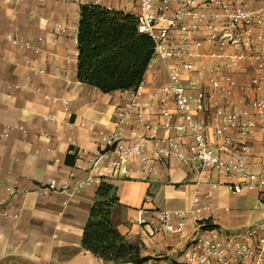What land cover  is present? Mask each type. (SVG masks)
Listing matches in <instances>:
<instances>
[{
  "label": "crops",
  "instance_id": "crops-1",
  "mask_svg": "<svg viewBox=\"0 0 264 264\" xmlns=\"http://www.w3.org/2000/svg\"><path fill=\"white\" fill-rule=\"evenodd\" d=\"M82 2L0 0V205L9 213H0V264H107L82 244L101 183L115 187L112 226L140 247L147 258L142 264H184L181 240L152 226L159 210L186 209L196 192L211 204L212 222L223 231L263 219L256 191L232 194L230 177L199 174L193 163L162 167L158 176L104 177L74 193L35 191L52 180L61 185L71 172L76 180L87 175L114 127L112 111L123 102L121 91L104 93L78 79ZM9 35L29 47L12 44ZM252 145L258 164L264 146L259 140Z\"/></svg>",
  "mask_w": 264,
  "mask_h": 264
},
{
  "label": "built area",
  "instance_id": "built-area-1",
  "mask_svg": "<svg viewBox=\"0 0 264 264\" xmlns=\"http://www.w3.org/2000/svg\"><path fill=\"white\" fill-rule=\"evenodd\" d=\"M102 1L81 5L132 16L153 42L152 57L137 87L121 91L114 127L87 175L76 180L71 172L61 185L52 180L35 191L74 193L104 177L158 176L162 167L193 163L199 174L230 177L232 194L256 191L264 207V158L255 162L252 145L264 146V0ZM0 213L9 215L1 205ZM212 215L196 192L186 209L159 210L152 228L181 240L184 264H264V218L223 231Z\"/></svg>",
  "mask_w": 264,
  "mask_h": 264
},
{
  "label": "trees",
  "instance_id": "trees-1",
  "mask_svg": "<svg viewBox=\"0 0 264 264\" xmlns=\"http://www.w3.org/2000/svg\"><path fill=\"white\" fill-rule=\"evenodd\" d=\"M77 76L104 93L132 90L142 81L153 53L152 40L137 31L129 14L100 5L80 6L77 32ZM68 155L66 162L73 164ZM115 187L101 183L88 221L83 246L107 264H142L140 247L112 226Z\"/></svg>",
  "mask_w": 264,
  "mask_h": 264
}]
</instances>
